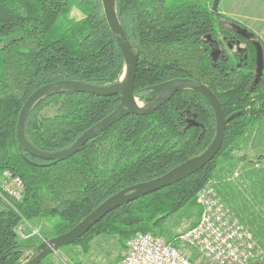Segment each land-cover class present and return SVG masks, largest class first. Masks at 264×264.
I'll list each match as a JSON object with an SVG mask.
<instances>
[{"label":"trees","instance_id":"1","mask_svg":"<svg viewBox=\"0 0 264 264\" xmlns=\"http://www.w3.org/2000/svg\"><path fill=\"white\" fill-rule=\"evenodd\" d=\"M211 6L203 0H115L121 31L138 55L133 95L139 101L150 97L151 86L189 78L216 94L226 116L240 114L227 123L219 151L204 167L120 204L73 244L87 243L101 233L116 234L124 242L138 232L158 234L153 230L161 217L195 205L199 209L196 194L201 186L211 178L220 182L218 174H231L238 163L244 166L237 179L244 190L239 193L241 203L250 195L264 204V154L249 158L233 153L264 124V76L251 88L249 66L235 68L229 57L217 58L208 51L207 36L228 30ZM72 7L80 17H68ZM123 72L124 58L100 0H0V174L7 169L22 179L19 212L29 221L51 219L53 237L121 189L152 180L202 154L214 138L216 122L209 102L197 91L183 89L152 114L123 115L55 164H44L18 142V114L34 90L60 80L112 86ZM60 96L68 98L64 105L53 116L41 118L40 109ZM119 102L115 92L53 90L32 105L25 137L42 151L67 149ZM104 138L108 151L99 161L97 148ZM235 188L238 191L237 185L221 183L217 193L225 204L234 205ZM19 219L8 206L0 211V264H22L18 259L30 247L16 241ZM260 233L264 245V228Z\"/></svg>","mask_w":264,"mask_h":264},{"label":"water","instance_id":"2","mask_svg":"<svg viewBox=\"0 0 264 264\" xmlns=\"http://www.w3.org/2000/svg\"><path fill=\"white\" fill-rule=\"evenodd\" d=\"M219 1L220 0L212 1L213 11L217 9ZM101 3L107 25L124 58L123 79L112 86L105 87L90 86L77 81L60 80L41 86L34 90L24 102L18 114L16 124V137L25 151L33 157L48 161V164H55L56 162L62 161L76 153L83 144L95 137L98 133L108 128L123 115L134 114L143 116L152 114L160 106L166 103L176 92H179L183 89L195 90L203 95L209 102L215 116V135L210 145L202 154L180 163L170 171L152 180L121 189L98 205L94 210H92L88 215H86L82 220H80L75 226L65 233L51 239L42 238L36 254L23 264H39L45 257L56 252L61 247L74 243L105 214L115 209L120 204L128 203L141 196L167 187L177 182L181 178H184L200 170L210 160H212L219 151L225 135L227 123L240 114V111H237L226 116L216 94L204 83L189 78H177L170 80L158 87L151 86L150 97L147 98L143 103L139 102L133 95L138 55L131 51L130 45L127 43L125 36L121 31L120 23L115 10V0H101ZM232 25L237 28L239 34L249 38L246 28H241L235 23H232ZM255 46V74L251 83V88L257 85V83L261 80L264 68L263 51L261 45L260 43L256 42ZM63 87L74 89L78 92L93 94H111L115 92L118 93L120 102L115 110L85 130L69 148L54 152L39 150L29 143L25 137V120L36 100L43 97L46 93L48 94L53 90H59Z\"/></svg>","mask_w":264,"mask_h":264},{"label":"rangeland","instance_id":"3","mask_svg":"<svg viewBox=\"0 0 264 264\" xmlns=\"http://www.w3.org/2000/svg\"><path fill=\"white\" fill-rule=\"evenodd\" d=\"M203 1L210 6L213 0ZM216 10L218 11L219 23L221 25L229 26L230 22H234L245 26L253 32V34H255L264 45V0H220ZM68 17L70 19L78 18L80 17V13L75 7H72L70 8ZM218 37H220V35ZM212 51L215 50L213 49ZM123 77L124 73L121 74L119 80H122ZM65 99L68 98L66 96H60L58 99L46 103V105H44V107H42L39 111L40 117L45 118L53 116L55 112H57L58 109L64 105L63 103H65ZM101 140L103 141L100 145L98 144L99 146L97 148L99 161L100 159H103L105 153L108 151L105 138ZM233 153L234 155H244L249 158H254L258 154H264V124L259 125L251 133V135L247 137L242 147L239 150H233ZM44 164L47 165L48 162L45 161ZM243 167L244 166L241 165V163H238L231 174H218L221 179L220 182L216 181L215 178H211L208 179L202 186L209 183L212 184L216 190L221 189V183H228L231 187H235L236 185L238 186L239 192L236 188L233 189L232 195L235 196L234 205H226L231 209V211L239 215V219L242 220V223L253 233L256 243L259 246L258 248L262 250V253L249 264H264V245L260 241L261 237L258 236L264 228V204L259 200V198L257 200L249 194V196H246L245 203H241V199L243 198H241L239 193L240 191L243 193L244 190H242V183H239V180L237 179L240 177L241 171L244 170ZM259 202L260 204H258ZM238 207L245 209L241 210V212ZM199 209L197 205H195V207H186L165 218L161 217L160 223L154 227L153 231L165 239L167 238L168 240H173L175 237L183 234L198 220L200 214ZM18 216L20 218L18 223H20L21 217L20 215ZM248 220H250L251 223H249ZM23 222V233L30 235L27 237H19L15 233L16 241L30 247L26 248L21 253L18 259L19 263L28 261L36 254L42 238L51 239L55 236L51 219L40 218L29 221L24 217ZM126 242L121 241L119 236L116 234L101 233L91 238L87 243L83 241L61 247L56 252L48 255L42 261V264H112L123 254ZM174 242L177 243L176 240ZM181 249L192 261L197 264H209L195 249L189 248L186 245H181Z\"/></svg>","mask_w":264,"mask_h":264},{"label":"built area","instance_id":"4","mask_svg":"<svg viewBox=\"0 0 264 264\" xmlns=\"http://www.w3.org/2000/svg\"><path fill=\"white\" fill-rule=\"evenodd\" d=\"M23 192L22 179L10 170H3L0 211L8 206L20 215L21 222L14 228L19 237L30 235L23 233L24 217L17 206ZM196 202L200 207L198 220L183 234L167 240L158 234L138 232L126 242L123 254L112 264H197L181 245L195 249L209 264H249L262 253L251 230L221 200L212 184L198 190Z\"/></svg>","mask_w":264,"mask_h":264},{"label":"flooded vegetation","instance_id":"5","mask_svg":"<svg viewBox=\"0 0 264 264\" xmlns=\"http://www.w3.org/2000/svg\"><path fill=\"white\" fill-rule=\"evenodd\" d=\"M231 25L227 27L228 30L226 31V33L217 32L215 37H210V35H208L207 49L209 52L213 53V55H215L217 58L229 57V59L232 60L233 66L235 68L237 67L243 69L244 67L249 66L250 70L253 71L254 77L256 53L255 43H260L264 59L263 42L246 27L237 24L241 28L247 29V34H249V38H246L243 35L239 34L237 28ZM219 35L220 37H218ZM213 49L215 51H212ZM228 51L231 53H229Z\"/></svg>","mask_w":264,"mask_h":264},{"label":"bare ground","instance_id":"6","mask_svg":"<svg viewBox=\"0 0 264 264\" xmlns=\"http://www.w3.org/2000/svg\"><path fill=\"white\" fill-rule=\"evenodd\" d=\"M213 54V53H212ZM264 69V68H263ZM254 74H255V71H254ZM138 100V99H137ZM139 101V100H138ZM140 102V101H139ZM142 103V102H141ZM216 190V189H215ZM216 192H217V190H216ZM218 194V193H217ZM219 196V195H218ZM220 197V196H219ZM222 200V199H221ZM223 201V200H222ZM224 202V201H223ZM233 212V211H232ZM233 214H234V212H233ZM235 215V214H234ZM236 216V215H235ZM237 217V216H236Z\"/></svg>","mask_w":264,"mask_h":264},{"label":"crops","instance_id":"7","mask_svg":"<svg viewBox=\"0 0 264 264\" xmlns=\"http://www.w3.org/2000/svg\"><path fill=\"white\" fill-rule=\"evenodd\" d=\"M245 27V26H244ZM247 28V27H246ZM248 29V28H247Z\"/></svg>","mask_w":264,"mask_h":264}]
</instances>
